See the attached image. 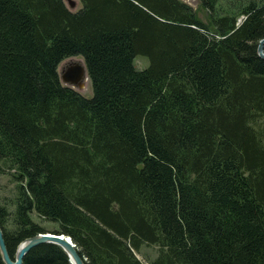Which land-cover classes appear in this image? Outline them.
Instances as JSON below:
<instances>
[{
  "label": "trees",
  "instance_id": "trees-1",
  "mask_svg": "<svg viewBox=\"0 0 264 264\" xmlns=\"http://www.w3.org/2000/svg\"><path fill=\"white\" fill-rule=\"evenodd\" d=\"M198 1L209 22L185 0H0L12 258L37 212L85 264H264V0ZM73 55L90 97L60 79ZM23 264L72 263L47 242Z\"/></svg>",
  "mask_w": 264,
  "mask_h": 264
},
{
  "label": "water",
  "instance_id": "water-1",
  "mask_svg": "<svg viewBox=\"0 0 264 264\" xmlns=\"http://www.w3.org/2000/svg\"><path fill=\"white\" fill-rule=\"evenodd\" d=\"M65 1L70 7H75L77 4L76 0ZM258 52L261 56H264V38L259 42ZM87 79H90V77L86 63L72 66L62 75V80L65 83L79 88L85 86ZM47 242L61 246L68 254L72 264H85V260L81 256L72 237L62 232L52 230H45L23 240L17 248L15 257L12 258L5 241L3 230L0 226V251L6 264H23L24 257L34 246Z\"/></svg>",
  "mask_w": 264,
  "mask_h": 264
},
{
  "label": "rangeland",
  "instance_id": "rangeland-1",
  "mask_svg": "<svg viewBox=\"0 0 264 264\" xmlns=\"http://www.w3.org/2000/svg\"><path fill=\"white\" fill-rule=\"evenodd\" d=\"M76 1H77V4L75 7H70L66 1H65V3L67 4V6L70 10L77 11L82 7V2H81V0H76ZM185 1L190 3L195 8V10L198 11L200 18L209 22L207 11H205V9L201 7L198 0H185ZM84 63H85V59L82 55L69 56V57L65 58L64 60H62V62L59 64L58 72H59L60 79H61L63 85L70 86V87L76 89L77 91H79L80 93H82L83 95L90 97L93 94L90 79L86 80L85 86L82 88L75 87L73 85H69L62 80V75L70 67L75 66V65H82ZM135 64L138 68H145L149 64V59L146 56L139 55L135 58ZM12 187H13V183L10 182L8 176L4 175V176L0 177V198H1L0 200L7 201L9 199V197L12 194L11 193ZM33 218L35 221H37L38 223L43 225L47 230H52L53 228L56 227L55 223L50 222V221L40 217L37 214V212H33ZM138 255L144 261H147L148 259H152V258L156 257V255H157V246L145 245L142 249V252L138 253Z\"/></svg>",
  "mask_w": 264,
  "mask_h": 264
},
{
  "label": "bare ground",
  "instance_id": "bare-ground-1",
  "mask_svg": "<svg viewBox=\"0 0 264 264\" xmlns=\"http://www.w3.org/2000/svg\"><path fill=\"white\" fill-rule=\"evenodd\" d=\"M242 19V18H241Z\"/></svg>",
  "mask_w": 264,
  "mask_h": 264
}]
</instances>
